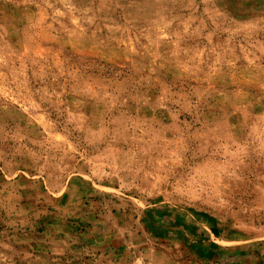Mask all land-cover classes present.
Here are the masks:
<instances>
[{
    "label": "rangeland",
    "instance_id": "1",
    "mask_svg": "<svg viewBox=\"0 0 264 264\" xmlns=\"http://www.w3.org/2000/svg\"><path fill=\"white\" fill-rule=\"evenodd\" d=\"M0 264H264V0H0Z\"/></svg>",
    "mask_w": 264,
    "mask_h": 264
}]
</instances>
